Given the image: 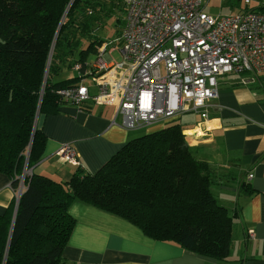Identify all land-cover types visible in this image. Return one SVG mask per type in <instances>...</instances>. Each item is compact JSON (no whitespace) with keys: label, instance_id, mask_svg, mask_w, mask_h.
Wrapping results in <instances>:
<instances>
[{"label":"trees","instance_id":"obj_1","mask_svg":"<svg viewBox=\"0 0 264 264\" xmlns=\"http://www.w3.org/2000/svg\"><path fill=\"white\" fill-rule=\"evenodd\" d=\"M115 14L121 23L122 0H0V172L14 190L26 162L32 167L43 156L47 137L36 116L75 104L62 91L95 74L92 59L105 43L98 28ZM86 101L76 105L87 111ZM176 120L138 136L129 131L95 172L76 166L63 182L33 171L24 176L15 217L16 197L0 214V264L67 263L74 200L127 220L151 239L226 260L238 214L218 202L214 168L196 157L183 133L188 127Z\"/></svg>","mask_w":264,"mask_h":264},{"label":"crops","instance_id":"obj_2","mask_svg":"<svg viewBox=\"0 0 264 264\" xmlns=\"http://www.w3.org/2000/svg\"><path fill=\"white\" fill-rule=\"evenodd\" d=\"M107 49L104 56L113 59L115 48ZM83 84L97 93L92 76ZM86 102L87 111L65 103L56 114L37 117L47 142L42 159L29 167L33 172L67 181L76 165L57 156L64 144L73 147L84 172H95L129 139V131L113 122V106ZM208 103L207 121L197 113L195 124L184 131L199 129L190 134L191 149L214 168L218 202L238 214L227 259L151 239L127 220L74 200L69 208L76 223L63 251L65 264H264V72L220 77L218 95ZM20 187L14 190L11 178L0 172V214L14 197L18 205Z\"/></svg>","mask_w":264,"mask_h":264},{"label":"built area","instance_id":"obj_3","mask_svg":"<svg viewBox=\"0 0 264 264\" xmlns=\"http://www.w3.org/2000/svg\"><path fill=\"white\" fill-rule=\"evenodd\" d=\"M122 1L120 59L107 60L103 43L92 76L97 93L83 83L62 91L75 104L91 100L113 106V122L122 128L147 130L186 112L198 113L205 122L220 77L264 72V11L250 9L249 0L228 15L208 13L205 0ZM57 156L80 165L70 144Z\"/></svg>","mask_w":264,"mask_h":264},{"label":"rangeland","instance_id":"obj_4","mask_svg":"<svg viewBox=\"0 0 264 264\" xmlns=\"http://www.w3.org/2000/svg\"><path fill=\"white\" fill-rule=\"evenodd\" d=\"M205 1H207V3L204 9L212 15H228V14L236 13L240 11L241 9H244L245 7H247L244 0H205ZM249 1L250 3L248 4V7L250 9H257V10L263 11L262 9H260V7H264V0H249ZM117 15L115 14L113 16H107L98 28V33L100 37L105 41L107 45V48H108L107 51L110 50L112 47L115 48L111 54L114 60L120 59L119 49L121 47L119 35L117 34V31L119 32L121 31L122 25L120 23L117 24L116 22ZM123 19H124V15H123ZM92 61L93 62L98 61L97 57H94ZM232 74L234 75V73ZM93 89H94V92H96V88L93 87ZM109 110L110 111L113 110L114 112V108L112 107H110ZM197 115H198L197 113H188V112L182 113L180 114V117H178V120H176L175 122L180 123L183 127L189 128L195 124V120L197 119V117H199ZM167 124L169 123H165L163 124V126H166ZM145 131L146 130L144 128L137 129L135 131H131V135L138 136V135L145 133ZM183 133L186 135L185 139L187 143L191 145L190 140L192 139L193 136H190V135L188 136L189 133L185 131H183ZM28 154L29 153H27L26 155V159H28ZM75 161L78 162L77 156H75ZM65 162H68V161H65ZM78 167L83 169V167L80 165H78Z\"/></svg>","mask_w":264,"mask_h":264},{"label":"water","instance_id":"obj_5","mask_svg":"<svg viewBox=\"0 0 264 264\" xmlns=\"http://www.w3.org/2000/svg\"><path fill=\"white\" fill-rule=\"evenodd\" d=\"M49 60H50V59H49ZM46 71H47V70H46ZM37 117H38V115L36 116L35 124H36V122H37ZM25 168H26V169H29V168L27 167V162H26V166H25ZM29 170H32V169L30 168ZM19 196H20V194L17 195V198H18ZM16 209H17V203H16L15 208H14V214H13V216H15V214H16Z\"/></svg>","mask_w":264,"mask_h":264},{"label":"bare ground","instance_id":"obj_6","mask_svg":"<svg viewBox=\"0 0 264 264\" xmlns=\"http://www.w3.org/2000/svg\"><path fill=\"white\" fill-rule=\"evenodd\" d=\"M196 131L200 132L199 129H190V130H186L185 132L189 133V134H192V133H195Z\"/></svg>","mask_w":264,"mask_h":264}]
</instances>
